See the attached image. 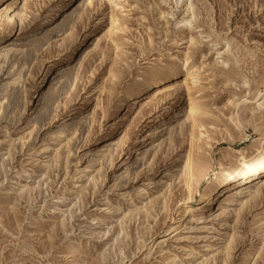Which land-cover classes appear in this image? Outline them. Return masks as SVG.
Wrapping results in <instances>:
<instances>
[{
  "label": "rangeland",
  "instance_id": "obj_1",
  "mask_svg": "<svg viewBox=\"0 0 264 264\" xmlns=\"http://www.w3.org/2000/svg\"><path fill=\"white\" fill-rule=\"evenodd\" d=\"M113 4L0 0V56L13 47L0 57V264H264V169L254 197L200 202L215 175L239 172L237 152L264 149V0ZM65 64L71 89L44 116L40 92Z\"/></svg>",
  "mask_w": 264,
  "mask_h": 264
},
{
  "label": "bare ground",
  "instance_id": "obj_2",
  "mask_svg": "<svg viewBox=\"0 0 264 264\" xmlns=\"http://www.w3.org/2000/svg\"><path fill=\"white\" fill-rule=\"evenodd\" d=\"M21 1L23 3L26 2V0H21ZM107 1L111 2L112 5H114L113 3H115L117 0H107ZM71 14H73V13H71ZM71 14H63L64 15L63 21H67V19L69 17H71ZM14 16H15V14L10 17V19H9L10 22L13 21L12 19L14 18ZM116 20L114 17H111V21H110L111 26H110V30H109V32H111V34H112V31L115 29ZM60 27L58 28V29H60V31L64 29L63 26H62L63 28L62 27L60 28ZM58 29H56V30L58 31ZM64 30H66V29H64ZM59 33H61V32H59ZM65 34L67 36L71 37V35H70L71 33H69V34L65 33ZM66 35H65V37H66ZM33 43L30 44L29 49L27 48L28 49L27 51H24V52L18 51L20 56H18L16 53H14L18 57H20L19 59H17V57L15 55L13 57H10V58L8 57L9 58L8 60L6 59L7 61H10L9 63L11 65L17 66V70H15L16 71L15 74L12 71L13 75L11 73H7L6 74L7 77L9 76V78H10V77H13L15 75L18 76V79H20L22 77V72H23L24 67L27 66L31 62L33 54L37 50V48H36L37 46L34 47ZM12 49H13V47H9V45L3 47L2 52H1L2 55L0 57L5 59L6 56L10 55V51ZM8 53H9V55H8ZM70 70H71V67L68 64L62 65L57 70H55L47 79L46 83L44 84V86L40 92L39 99H38V104L40 106H42V108H40V109H42V110H40V111H42L41 112L42 115L47 116L50 114L51 110L49 109V107L51 104L50 102H53V100H54L53 96L59 97L61 95H65L68 93V90L71 89V88H69L70 86L68 87ZM162 74L163 73H161L160 71H155V72H149L148 74L143 75L137 81V83L133 86V88H132L133 94L136 97H138L139 95H141L145 91L149 90L150 88H155L157 86V83L159 82V77ZM196 76L193 73H191L190 71L185 72L183 85L186 87L187 91H189L191 89V87L196 86V84L199 82L198 81L199 79ZM10 79H12V78H10ZM10 79H8V81ZM15 84H16V81H13V85H15ZM58 85H60V91H58V93L55 94V90H56ZM13 93H14V91H13ZM186 111L187 112H186V116H185L186 117L185 122H187V121H188V123L190 122L192 125V129H193L194 127H196V124H197L199 107L196 103L190 101L188 106H187ZM111 146H112L111 143L106 141V142L102 143L100 146H98L96 149L86 153L87 155L85 158L91 159V161H97L101 157L103 158V155L111 148ZM191 146H192V144H190V148H191ZM190 151H192V150H190ZM236 154H238V156H239L238 159L236 160L237 165L240 168L239 172L235 176H232L227 171H222L219 174L215 175L212 182H210L209 186L206 188V190L204 192H202V195L200 196V202L202 204H205V206L211 204L213 201L220 202V203H218V205H219L222 203L224 204L226 202L233 201L234 199L243 200V199L252 198L255 195H257V193L259 191L258 184H260V181H258L259 174L262 171V169H264V149H262L260 153L256 154L255 156H252L251 158H247L246 156H244V153H238L237 152ZM184 163H185V165L182 169V176H186V175H188V172H190L189 169L191 168V165H192L190 153L188 154L186 162H184ZM242 205L243 204L241 203V207H242ZM217 211H219V210H217ZM190 213L192 214V209L190 207L183 208L180 212L178 219H177V223L181 221L180 219L182 217H185V216L189 215Z\"/></svg>",
  "mask_w": 264,
  "mask_h": 264
}]
</instances>
